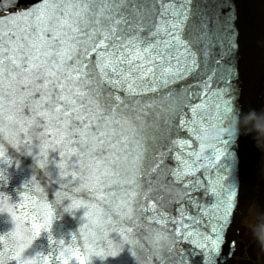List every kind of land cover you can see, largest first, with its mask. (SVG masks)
Masks as SVG:
<instances>
[{
  "label": "snow or ice",
  "instance_id": "snow-or-ice-1",
  "mask_svg": "<svg viewBox=\"0 0 264 264\" xmlns=\"http://www.w3.org/2000/svg\"><path fill=\"white\" fill-rule=\"evenodd\" d=\"M246 82L264 91V0H0V163L12 148L42 170L16 201L0 190V264L126 245L136 264H228L256 242L237 208L264 142L228 127L264 110ZM61 208L84 209L67 239Z\"/></svg>",
  "mask_w": 264,
  "mask_h": 264
},
{
  "label": "water",
  "instance_id": "water-1",
  "mask_svg": "<svg viewBox=\"0 0 264 264\" xmlns=\"http://www.w3.org/2000/svg\"><path fill=\"white\" fill-rule=\"evenodd\" d=\"M259 84L245 83V95L244 101L247 103L256 104V92L259 88ZM228 127L233 133L238 131L251 132L254 129L256 123L255 110L236 111L230 113ZM9 156L12 160L10 164L0 163V167L6 169V180L0 182V190L6 191L13 201H16L19 197L17 189L21 188L26 180L31 178L33 174H42V170L36 166L35 158L28 152H16L14 149L9 148ZM249 160V159H248ZM246 161L243 169L244 188L241 193V202L237 208V218L243 216L245 209L247 210L255 192L256 172L251 166L249 161ZM53 167L52 165L49 166ZM54 190V185L49 186V195L51 198V192ZM84 209H75L71 211H64L62 208L58 209V217L53 223L52 232L56 237L63 236L65 239L77 231L79 223ZM241 220V219H240ZM13 222L10 215L7 212H0V232L10 231L13 227ZM231 235V233L229 234ZM35 246L38 249L46 250L48 247L47 233H42L41 236L35 242ZM90 264H136L135 258L128 250L126 245L122 252L116 257H108L105 260H101L99 257H93Z\"/></svg>",
  "mask_w": 264,
  "mask_h": 264
},
{
  "label": "flooded vegetation",
  "instance_id": "flooded-vegetation-1",
  "mask_svg": "<svg viewBox=\"0 0 264 264\" xmlns=\"http://www.w3.org/2000/svg\"><path fill=\"white\" fill-rule=\"evenodd\" d=\"M259 99L257 105H264V91L259 88L257 93ZM258 120V125L254 129L253 134L255 137L264 142V110L255 112ZM256 157L249 158V162L256 170L257 179L255 184V193L252 201L246 211V214L242 217L240 223L249 227L253 234V242L251 246L246 242L243 247L238 250L231 259L228 260V264H264V250L261 249V240L264 239V214H262L261 202H264V149H261V154L256 153ZM258 216L254 223L252 220ZM237 241L241 240V237L237 235L235 237Z\"/></svg>",
  "mask_w": 264,
  "mask_h": 264
},
{
  "label": "clouds",
  "instance_id": "clouds-1",
  "mask_svg": "<svg viewBox=\"0 0 264 264\" xmlns=\"http://www.w3.org/2000/svg\"><path fill=\"white\" fill-rule=\"evenodd\" d=\"M261 249L264 250V239L261 240V245H260Z\"/></svg>",
  "mask_w": 264,
  "mask_h": 264
}]
</instances>
